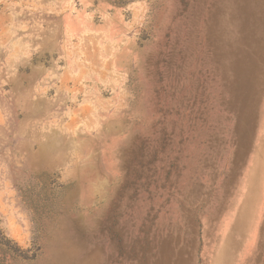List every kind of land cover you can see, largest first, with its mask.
<instances>
[{
  "label": "rangeland",
  "instance_id": "1",
  "mask_svg": "<svg viewBox=\"0 0 264 264\" xmlns=\"http://www.w3.org/2000/svg\"><path fill=\"white\" fill-rule=\"evenodd\" d=\"M243 36L241 0H0V264H264Z\"/></svg>",
  "mask_w": 264,
  "mask_h": 264
},
{
  "label": "crops",
  "instance_id": "2",
  "mask_svg": "<svg viewBox=\"0 0 264 264\" xmlns=\"http://www.w3.org/2000/svg\"><path fill=\"white\" fill-rule=\"evenodd\" d=\"M260 1H263V3H260ZM246 2L247 0H241V33L243 32L244 34H246V36H243V38L245 39L247 38V36L254 37V40L258 45V48L256 49L259 51L258 54L260 57L262 56V51L264 50V28L260 29L262 23L258 24V20L256 18L259 17L260 15L261 22L263 21V25H264V19L262 20V16L264 15V0H256L258 7L260 8L259 9L260 14L257 12L256 9L255 14L251 15V18L249 19H248L249 16H247V11L243 9V6H245ZM251 14H253V12ZM241 62H242L241 80L244 79V74H246L245 80L242 83L244 84L245 89L248 90V86H249L248 82L252 81V79H250L249 77L252 72V63L250 61L246 62L242 57H241ZM241 91L243 92L242 88ZM246 95H247V91H246Z\"/></svg>",
  "mask_w": 264,
  "mask_h": 264
}]
</instances>
